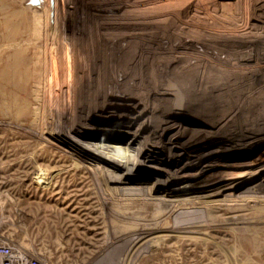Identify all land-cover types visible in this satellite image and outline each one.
<instances>
[{
	"label": "rangeland",
	"instance_id": "obj_1",
	"mask_svg": "<svg viewBox=\"0 0 264 264\" xmlns=\"http://www.w3.org/2000/svg\"><path fill=\"white\" fill-rule=\"evenodd\" d=\"M170 4L190 18L202 12L205 24L183 18L175 7L165 9ZM252 7L261 11L264 0H0V242L43 264H264L262 117L253 128L257 138L243 141L215 167L184 174L183 185L166 188L156 185L179 167L159 162L150 166L163 173L130 183L105 181L133 168L135 151L153 137L146 135L133 151L130 137L118 136L130 131L129 120L122 118L132 112L128 102L121 99L123 105L112 110L116 118L108 121L107 135L94 128V142L62 133L67 120L77 118L74 97L62 108V66L70 56L62 57L64 47L71 60L78 57L82 63V54L89 57L99 40L102 47L94 51L107 62L109 52L117 58L119 46L134 47L114 36L207 31L232 38L240 29L225 28L220 19L242 17ZM179 24L184 25L180 30ZM176 44L180 47L182 40ZM263 108L257 106L255 116ZM241 133L240 142L246 132ZM117 164L121 170L113 167ZM75 176L83 182L81 193H62V185ZM113 210L127 212L122 214L126 220L102 224Z\"/></svg>",
	"mask_w": 264,
	"mask_h": 264
},
{
	"label": "bare ground",
	"instance_id": "obj_2",
	"mask_svg": "<svg viewBox=\"0 0 264 264\" xmlns=\"http://www.w3.org/2000/svg\"><path fill=\"white\" fill-rule=\"evenodd\" d=\"M240 6L237 4L238 10H241ZM173 8L176 11L180 10L179 6L172 4L165 6V9ZM253 8L255 7H252L253 13L242 17L234 15L233 19L224 17L220 19V25L225 28L240 29L239 35L232 38L220 37L207 31L206 33L192 31L184 35L185 37L173 31L144 35L135 33L125 37L126 40L122 36H114L122 42L129 41L134 47L132 50H127L119 46L116 51L117 58L109 52L110 57L107 62L94 51L102 47L99 40L97 47L90 51V58L87 52L82 54L83 56L80 57L81 60L84 59L82 63L78 57L76 61L71 60V52L68 54L64 47L62 57L66 59V55L70 56L66 61L67 65L62 66V108L68 107L70 101L68 98L74 97L77 118L67 120L68 124L63 127L62 133L79 137L83 142H94L91 139L94 128L102 135H107L110 119L116 116L112 110H117L123 105L122 99L123 102L130 104L132 110L131 114L122 116L123 119L129 120L128 125L125 126L130 131L128 134L117 132L118 136L130 137L129 146L133 151L136 142L144 139L149 133H152L153 137L148 138V146L145 149L135 151L138 160L129 162L132 163L133 168L127 170V173L125 171L122 178L105 176L106 182L130 183L140 181L149 175L163 173V170L150 166L159 162L170 169L179 167L168 180L160 179L156 185L157 188H166L164 184L183 185L184 174L219 165L221 159H225L224 156L227 154L231 155L243 141L257 138L253 133V128L257 126L256 117L264 119V110H258L261 112L259 116H255L254 111L257 106L264 105V16L258 18L257 14L255 15V13H264L262 12L264 7L261 11H256L257 9L254 11ZM214 10L217 14L216 9ZM197 13L191 18L188 16L189 13L179 15L191 22L205 24L206 19L202 12ZM179 26V30L184 27L180 24ZM178 38L182 40L180 47L176 44ZM180 103H183V106L179 110ZM241 131L246 133L240 142ZM222 138L228 140L227 142L224 140L227 144L223 143ZM100 145L104 148L108 147L106 144ZM217 148L223 150L219 151ZM165 154L168 157L162 158ZM113 167L121 170L122 166L117 164ZM70 180L72 181L62 185V193H81L79 189L83 183L81 179L75 176ZM139 191L141 193L142 190ZM166 191L163 190L162 193ZM136 192L137 190L127 191L131 194ZM112 213L109 218L105 217L102 224L108 226L126 220L122 214L127 212L113 210ZM174 230L178 229L174 228ZM22 259L23 256L14 255L10 264H23L22 261L25 260Z\"/></svg>",
	"mask_w": 264,
	"mask_h": 264
},
{
	"label": "built area",
	"instance_id": "obj_3",
	"mask_svg": "<svg viewBox=\"0 0 264 264\" xmlns=\"http://www.w3.org/2000/svg\"><path fill=\"white\" fill-rule=\"evenodd\" d=\"M26 254L25 256L23 255ZM21 255L25 261H22L23 264H43L39 261L31 258L26 252L15 249L12 245L6 242H0V264H10V260L13 256ZM22 259V260H23Z\"/></svg>",
	"mask_w": 264,
	"mask_h": 264
}]
</instances>
